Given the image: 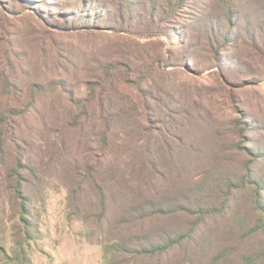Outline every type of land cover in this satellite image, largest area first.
Here are the masks:
<instances>
[{
	"label": "trees",
	"instance_id": "16d2710c",
	"mask_svg": "<svg viewBox=\"0 0 264 264\" xmlns=\"http://www.w3.org/2000/svg\"><path fill=\"white\" fill-rule=\"evenodd\" d=\"M95 1L81 0L75 11L48 17L58 18V28L67 32L84 28L113 36H164L173 42V28L161 32L160 26L178 16L185 0H150L145 18L137 10L139 0H111L104 7ZM217 1L236 19L257 5L254 0ZM104 12L116 22H106ZM203 36L211 49L220 42L237 46L232 31L217 34L206 26ZM220 48L215 49L216 58ZM9 65L10 73H0V98L7 100H0V165L18 219L28 229L33 226L27 216L35 191L44 192L45 180L69 164V173L83 178L93 191L101 222L109 224L117 215L118 225L137 229L131 238L136 247L114 248L130 258L128 264H264V173L258 176L249 165L242 179V184L251 185L252 206L259 214L250 228L233 212L239 174L227 165L218 168L208 186L202 185L195 169L187 170L204 156L194 144L202 121L191 109H176L174 95L150 85L147 73L133 77L129 65H104L96 80L86 82L82 97L63 82L26 85L20 65L11 59ZM255 156L264 157V152ZM72 194L75 200L78 192ZM218 216H232L237 243L224 245L221 238L231 237L209 230ZM184 219L187 228L177 229ZM108 260L115 261L111 256Z\"/></svg>",
	"mask_w": 264,
	"mask_h": 264
},
{
	"label": "rangeland",
	"instance_id": "374dc122",
	"mask_svg": "<svg viewBox=\"0 0 264 264\" xmlns=\"http://www.w3.org/2000/svg\"><path fill=\"white\" fill-rule=\"evenodd\" d=\"M95 2L104 7L111 0ZM139 3V14L148 17L150 0ZM81 4V0H0V73H10L11 59L20 65L26 85L63 82L82 97L86 82L96 80L104 65H129L133 77L147 73L150 85L174 95L176 109H191L202 121L194 144L204 156L187 170L195 169L202 185L208 186L217 178L218 168L227 165L238 173L233 212L253 227L259 214L252 206L251 185L242 184V179L249 165L258 176L264 173V157L255 158L264 152V0H254V9L237 19L217 0H185L178 16L160 26L161 32L173 28L169 33L175 37L173 42L164 36L123 37L84 28L67 32L58 28V18L48 17L75 11V5ZM104 17L108 23L116 22L108 13ZM206 26L217 34L232 31L237 46L220 42L211 49L203 42ZM217 47L222 49L219 58L215 57ZM69 168V164L60 166L57 174L45 180L44 192L35 191L27 216L33 226L28 229L18 219L10 183L0 165V264H108V256L115 259L112 264H128L130 258L118 255L114 248L136 247L131 238L137 229L118 225L117 215L109 224L101 222L93 191ZM187 223L184 219L176 228L184 230ZM234 223L232 216H218L210 221L209 230L228 234L230 240L221 238L224 245L237 243Z\"/></svg>",
	"mask_w": 264,
	"mask_h": 264
}]
</instances>
